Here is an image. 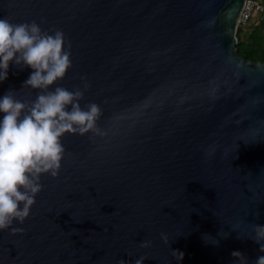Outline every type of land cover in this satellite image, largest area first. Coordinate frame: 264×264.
<instances>
[{
  "label": "water",
  "instance_id": "95a60500",
  "mask_svg": "<svg viewBox=\"0 0 264 264\" xmlns=\"http://www.w3.org/2000/svg\"><path fill=\"white\" fill-rule=\"evenodd\" d=\"M243 4L0 0V18L64 34L71 67L46 91L79 90L82 110L101 109L95 130L60 137L57 176L41 174L29 215L0 229V264L264 256L253 232L264 225V62L236 51ZM31 71L10 62L0 97L34 101Z\"/></svg>",
  "mask_w": 264,
  "mask_h": 264
},
{
  "label": "clouds",
  "instance_id": "9594fccd",
  "mask_svg": "<svg viewBox=\"0 0 264 264\" xmlns=\"http://www.w3.org/2000/svg\"><path fill=\"white\" fill-rule=\"evenodd\" d=\"M64 44L61 31L42 34L35 22L17 24L0 18V82L7 79L9 63L13 62L32 69L24 86L40 90L28 105L16 99L12 90L0 97V113L4 114L0 119V229L8 228L13 220L22 223L29 215L42 187L41 174L57 176L65 152L60 137L95 130L101 115L96 103L89 104L87 111L81 109L76 102L83 96L79 90L70 92L57 87L46 91L71 67L70 52L64 50ZM253 232L254 241L264 252V225H253ZM161 239L168 243L165 234ZM150 243L142 241L140 247ZM172 255L177 261L183 259V253L178 251H172ZM231 255L234 261L246 264L247 258L239 251ZM144 259L140 257L134 264H142ZM254 264H264V256H258Z\"/></svg>",
  "mask_w": 264,
  "mask_h": 264
},
{
  "label": "trees",
  "instance_id": "16d2710c",
  "mask_svg": "<svg viewBox=\"0 0 264 264\" xmlns=\"http://www.w3.org/2000/svg\"><path fill=\"white\" fill-rule=\"evenodd\" d=\"M236 37V51L241 57L264 62V17L254 16L246 28L238 27Z\"/></svg>",
  "mask_w": 264,
  "mask_h": 264
},
{
  "label": "built area",
  "instance_id": "2783aa9c",
  "mask_svg": "<svg viewBox=\"0 0 264 264\" xmlns=\"http://www.w3.org/2000/svg\"><path fill=\"white\" fill-rule=\"evenodd\" d=\"M254 16L264 17V0H244L238 27L246 28Z\"/></svg>",
  "mask_w": 264,
  "mask_h": 264
},
{
  "label": "crops",
  "instance_id": "0c3cea01",
  "mask_svg": "<svg viewBox=\"0 0 264 264\" xmlns=\"http://www.w3.org/2000/svg\"><path fill=\"white\" fill-rule=\"evenodd\" d=\"M258 17V16H257Z\"/></svg>",
  "mask_w": 264,
  "mask_h": 264
},
{
  "label": "rangeland",
  "instance_id": "374dc122",
  "mask_svg": "<svg viewBox=\"0 0 264 264\" xmlns=\"http://www.w3.org/2000/svg\"><path fill=\"white\" fill-rule=\"evenodd\" d=\"M238 28V27H237Z\"/></svg>",
  "mask_w": 264,
  "mask_h": 264
}]
</instances>
